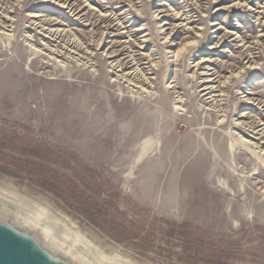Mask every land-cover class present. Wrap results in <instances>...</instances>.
Wrapping results in <instances>:
<instances>
[{
    "label": "rangeland",
    "instance_id": "obj_1",
    "mask_svg": "<svg viewBox=\"0 0 264 264\" xmlns=\"http://www.w3.org/2000/svg\"><path fill=\"white\" fill-rule=\"evenodd\" d=\"M0 152L86 262L264 264V0H0Z\"/></svg>",
    "mask_w": 264,
    "mask_h": 264
},
{
    "label": "water",
    "instance_id": "obj_2",
    "mask_svg": "<svg viewBox=\"0 0 264 264\" xmlns=\"http://www.w3.org/2000/svg\"><path fill=\"white\" fill-rule=\"evenodd\" d=\"M0 264H93L0 202Z\"/></svg>",
    "mask_w": 264,
    "mask_h": 264
},
{
    "label": "bare ground",
    "instance_id": "obj_3",
    "mask_svg": "<svg viewBox=\"0 0 264 264\" xmlns=\"http://www.w3.org/2000/svg\"><path fill=\"white\" fill-rule=\"evenodd\" d=\"M137 72H138V71H137ZM141 72H142V71H141ZM142 73H143V72H142ZM142 156H144V154H142L141 157H142ZM140 160H142V159L139 158L138 161H140ZM43 209H44V208H43ZM40 210H41V209H40ZM41 211H42V210H41ZM47 211H48V210H47ZM47 211H46V212H47ZM44 212H45V211H44ZM44 214H45V213H44ZM38 217H39V216H37L36 218H38ZM68 231H69V230H68ZM68 231H67V232H68ZM73 233H74V232H73ZM77 235H79V234H77ZM76 237H77V236H76ZM77 238L79 239V237H77ZM81 239H82V238H81ZM84 240H85V238H84ZM94 247H95V246H94ZM94 247H93V248H94ZM96 250H97V247H96ZM98 251H99V250H98ZM100 252H101V251H100ZM100 252H99L98 254H100ZM98 254H97V255H98ZM101 255H102V253H101ZM113 255H114V254H113ZM98 256H99V255H98ZM108 256H109V255H108ZM100 257L102 258V260H104V258H103L102 256H100ZM100 257H99V259H100ZM109 257H110V256H109ZM112 258H113V257H112ZM115 258H116V257H115ZM117 258H118V257H117ZM105 259H106V257H105ZM107 259H109V258L107 257ZM110 260H111V259H110ZM121 260H123V259H121ZM104 262H106V260H105ZM111 262H112V261H111ZM126 262H127V261H126ZM106 263H107V262H106ZM108 263H110V261H109ZM114 263H115V261H113V264H114ZM116 263H118V262L116 261ZM111 264H112V263H111ZM121 264H122V263H121ZM129 264H130V263H129Z\"/></svg>",
    "mask_w": 264,
    "mask_h": 264
},
{
    "label": "trees",
    "instance_id": "obj_4",
    "mask_svg": "<svg viewBox=\"0 0 264 264\" xmlns=\"http://www.w3.org/2000/svg\"><path fill=\"white\" fill-rule=\"evenodd\" d=\"M3 159H12V160H15V158L14 157H11L10 155H7V154H5V153H3V152H0V162L1 163H3L4 161H3ZM63 184V183H62ZM64 185V184H63ZM62 185V186H63ZM60 187V189L62 188V190L64 189L63 187Z\"/></svg>",
    "mask_w": 264,
    "mask_h": 264
}]
</instances>
